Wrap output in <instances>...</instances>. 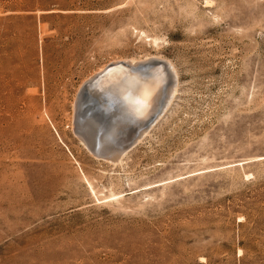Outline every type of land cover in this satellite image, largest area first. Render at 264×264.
<instances>
[{"label":"rangeland","instance_id":"1","mask_svg":"<svg viewBox=\"0 0 264 264\" xmlns=\"http://www.w3.org/2000/svg\"><path fill=\"white\" fill-rule=\"evenodd\" d=\"M150 57L175 94L94 156L82 85ZM0 264H264V0H0Z\"/></svg>","mask_w":264,"mask_h":264},{"label":"bare ground","instance_id":"2","mask_svg":"<svg viewBox=\"0 0 264 264\" xmlns=\"http://www.w3.org/2000/svg\"><path fill=\"white\" fill-rule=\"evenodd\" d=\"M106 72L109 75V79L107 76L104 77L109 80L108 82H105V86L106 83L109 85V88L106 90L110 96L113 95L114 98L110 100V102L113 104L112 107H116L117 109L112 111V107L105 103V105H108L106 110L109 112L107 120L110 125L108 126L106 136L104 133V137L111 135V139H113V137L118 138L117 131L120 130V128L126 131L128 129L136 128L142 122L146 121L144 118H146L150 112L155 113L160 108L155 114L152 122L146 128L142 129L136 140L137 142L152 128L166 106H168L172 96L175 94L176 88L174 86V75L170 73L169 67H167L166 63L158 60V57H150L148 59L145 58L142 61H136L133 59L131 61L123 60L112 62L86 82L91 81L93 78H99ZM105 86H99V89H103ZM117 98L119 102L117 101ZM115 103H118V105ZM150 106H153V109L149 110L148 108ZM136 119H138V121ZM141 119L144 120L141 121ZM135 120L139 122V124H137ZM80 140L89 151L85 142L81 138ZM130 148L123 150L114 158L105 160L118 162L120 160V155Z\"/></svg>","mask_w":264,"mask_h":264},{"label":"water","instance_id":"3","mask_svg":"<svg viewBox=\"0 0 264 264\" xmlns=\"http://www.w3.org/2000/svg\"><path fill=\"white\" fill-rule=\"evenodd\" d=\"M106 76L109 79V75L106 72L103 73L101 77L93 78L91 81L82 85L76 101L75 113L76 133L85 142L89 151L101 159L114 158L123 150L132 147L142 129L146 128L152 122L155 114L160 109L159 108L155 113L150 112L148 116L146 115L147 117L144 118L146 121L142 122L136 128L128 129L127 131L120 128V130L117 131L118 138L113 137V139H111V135L104 137V133L106 136L108 126L110 125L107 120L109 112L106 108H108V105L111 107L113 106L110 100L114 98L113 95L110 96V94L107 93L108 91L106 89L109 88V85L106 83L105 86V82L109 80L104 78ZM99 86H105V88L99 89ZM105 103L108 105H105ZM115 104L118 105V103ZM111 109L115 111L117 108L112 107ZM148 109H153V106H150ZM144 119H141V121ZM136 120L138 121V119ZM137 121L136 123L139 124Z\"/></svg>","mask_w":264,"mask_h":264}]
</instances>
